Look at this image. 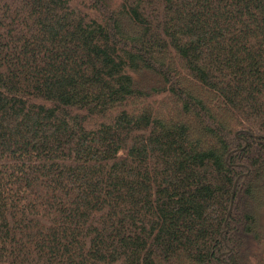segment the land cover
Masks as SVG:
<instances>
[{"label": "trees", "instance_id": "1", "mask_svg": "<svg viewBox=\"0 0 264 264\" xmlns=\"http://www.w3.org/2000/svg\"><path fill=\"white\" fill-rule=\"evenodd\" d=\"M263 206L264 0H0V264H264Z\"/></svg>", "mask_w": 264, "mask_h": 264}, {"label": "rangeland", "instance_id": "2", "mask_svg": "<svg viewBox=\"0 0 264 264\" xmlns=\"http://www.w3.org/2000/svg\"><path fill=\"white\" fill-rule=\"evenodd\" d=\"M259 224H260V232H261V236H262V246H261V251L263 254V262L262 263H264V206H263V209L260 213Z\"/></svg>", "mask_w": 264, "mask_h": 264}, {"label": "water", "instance_id": "3", "mask_svg": "<svg viewBox=\"0 0 264 264\" xmlns=\"http://www.w3.org/2000/svg\"><path fill=\"white\" fill-rule=\"evenodd\" d=\"M232 198H233V193L231 195V202H230V209H229V211L231 210V206H232Z\"/></svg>", "mask_w": 264, "mask_h": 264}]
</instances>
